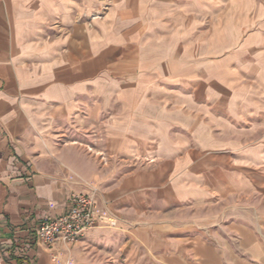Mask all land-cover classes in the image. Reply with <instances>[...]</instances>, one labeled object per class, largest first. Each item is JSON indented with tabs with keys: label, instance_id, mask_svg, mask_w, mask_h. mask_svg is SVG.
Returning <instances> with one entry per match:
<instances>
[{
	"label": "crops",
	"instance_id": "crops-1",
	"mask_svg": "<svg viewBox=\"0 0 264 264\" xmlns=\"http://www.w3.org/2000/svg\"><path fill=\"white\" fill-rule=\"evenodd\" d=\"M254 6L0 0V264H58L36 228L91 189L149 264H264Z\"/></svg>",
	"mask_w": 264,
	"mask_h": 264
},
{
	"label": "built area",
	"instance_id": "built-area-1",
	"mask_svg": "<svg viewBox=\"0 0 264 264\" xmlns=\"http://www.w3.org/2000/svg\"><path fill=\"white\" fill-rule=\"evenodd\" d=\"M117 218L100 205L96 189L72 191L69 207L61 215L42 219L36 228V243L48 249L70 246L97 228H117ZM59 256L53 259L58 263Z\"/></svg>",
	"mask_w": 264,
	"mask_h": 264
},
{
	"label": "rangeland",
	"instance_id": "rangeland-1",
	"mask_svg": "<svg viewBox=\"0 0 264 264\" xmlns=\"http://www.w3.org/2000/svg\"><path fill=\"white\" fill-rule=\"evenodd\" d=\"M255 4L254 15L264 17V0H250ZM257 10V11H256ZM260 26L254 25L249 31ZM126 238L116 228H98L85 234L77 243L63 246L57 253L58 264H149L140 252L132 253Z\"/></svg>",
	"mask_w": 264,
	"mask_h": 264
}]
</instances>
